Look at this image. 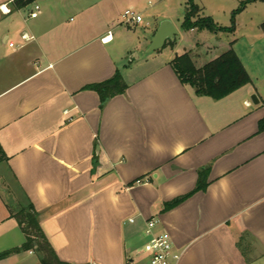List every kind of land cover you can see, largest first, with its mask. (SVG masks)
I'll list each match as a JSON object with an SVG mask.
<instances>
[{
  "label": "crops",
  "instance_id": "obj_1",
  "mask_svg": "<svg viewBox=\"0 0 264 264\" xmlns=\"http://www.w3.org/2000/svg\"><path fill=\"white\" fill-rule=\"evenodd\" d=\"M82 1L0 0V264H41L15 218L29 205L65 263L134 264L155 220L178 264H264V77L238 56L251 83L214 100L182 84L181 55L132 73L110 8ZM117 71L128 89L101 108L88 88Z\"/></svg>",
  "mask_w": 264,
  "mask_h": 264
},
{
  "label": "rangeland",
  "instance_id": "obj_2",
  "mask_svg": "<svg viewBox=\"0 0 264 264\" xmlns=\"http://www.w3.org/2000/svg\"><path fill=\"white\" fill-rule=\"evenodd\" d=\"M87 1L102 2L99 6L102 10L106 6L110 8L108 11L112 22L114 21L110 29L116 38L115 44L124 52V63L132 68V73L138 68H145L149 63L152 64L158 54L175 57L191 53L196 66L200 68L232 48L254 79L264 77V2L248 3L242 9V5L248 0H108L107 3L104 0H83L75 10ZM192 6L199 10L193 21L210 18L219 28L225 30L185 31L183 22ZM131 7L143 18L142 24L125 23L123 15ZM75 10L70 12V16L75 15ZM163 22H170L177 29L175 41H168L161 50L148 53L149 37ZM232 28L234 32H229ZM124 73L128 77L132 74L127 70ZM258 85L264 91V81H260ZM146 243L139 235L132 234L127 246L132 249L129 256L134 259V264L149 263V257L140 254ZM127 263L131 264L129 259Z\"/></svg>",
  "mask_w": 264,
  "mask_h": 264
},
{
  "label": "trees",
  "instance_id": "obj_3",
  "mask_svg": "<svg viewBox=\"0 0 264 264\" xmlns=\"http://www.w3.org/2000/svg\"><path fill=\"white\" fill-rule=\"evenodd\" d=\"M37 0H14L18 9L29 6ZM253 2H264V0H248L242 5V9L246 4ZM192 3V2H191ZM199 10L192 6L183 22L185 31L208 29L211 31H223L212 19L201 18L193 21ZM234 32V28L229 29ZM264 33V24L262 25ZM167 45V44H166ZM172 68L176 72L180 81L184 86L194 89L197 95L207 96L214 100H221L238 89L251 83V78L246 71L243 63L233 49H229L217 59L198 68L193 60L191 53L177 56L171 63ZM88 89L99 94L101 99V108L113 97L123 95L128 89V85L120 71L115 76L103 83L90 86ZM260 130L264 131V120L260 123ZM204 189L200 183L196 191ZM189 196L178 198L167 204V209H171L185 201ZM15 218L18 220L27 242L23 247L26 250L36 249L41 259V264H69L61 261L48 239L46 238L39 221L37 219L33 206L29 205L21 209Z\"/></svg>",
  "mask_w": 264,
  "mask_h": 264
},
{
  "label": "built area",
  "instance_id": "obj_4",
  "mask_svg": "<svg viewBox=\"0 0 264 264\" xmlns=\"http://www.w3.org/2000/svg\"><path fill=\"white\" fill-rule=\"evenodd\" d=\"M40 10V6L37 5L30 13V18H38ZM123 19L127 25H139L144 22L143 18L135 12L133 7L125 11ZM22 38L24 41L30 40L27 35H23ZM10 47L15 48L16 46L14 43H10ZM144 182L145 181H138V184H142ZM130 222L133 223V220H130ZM156 226L157 222L155 220H151L147 223V228L145 230L147 243L142 250V253L149 257L148 264H178L181 260L182 254L176 250L168 233L156 234L154 232Z\"/></svg>",
  "mask_w": 264,
  "mask_h": 264
},
{
  "label": "water",
  "instance_id": "obj_5",
  "mask_svg": "<svg viewBox=\"0 0 264 264\" xmlns=\"http://www.w3.org/2000/svg\"><path fill=\"white\" fill-rule=\"evenodd\" d=\"M177 34L178 31L173 24H171L170 22H163L154 37L151 39V45L149 47L148 53H153L155 51L161 50L166 46L168 41L174 42ZM252 102L255 105H258L260 103L256 95L252 97Z\"/></svg>",
  "mask_w": 264,
  "mask_h": 264
}]
</instances>
